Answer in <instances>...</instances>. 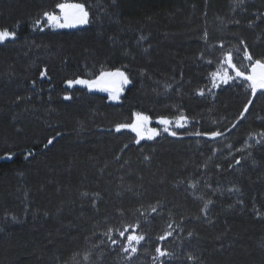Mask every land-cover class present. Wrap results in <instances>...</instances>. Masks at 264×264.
<instances>
[{
	"label": "trees",
	"instance_id": "trees-1",
	"mask_svg": "<svg viewBox=\"0 0 264 264\" xmlns=\"http://www.w3.org/2000/svg\"><path fill=\"white\" fill-rule=\"evenodd\" d=\"M236 1L0 0V30L16 32L0 45V264H154L158 246L174 254L163 264H264V143L243 148L264 133V95L242 78L209 89L230 52L214 53L221 28L244 41L245 71V45L264 55V0ZM59 3H84L89 22H49ZM117 70L130 83L114 103L67 83ZM136 113L159 134L115 130ZM180 115L185 127L158 122ZM222 138L231 154L214 151ZM137 224L147 238L129 262L131 228L117 230Z\"/></svg>",
	"mask_w": 264,
	"mask_h": 264
},
{
	"label": "snow or ice",
	"instance_id": "snow-or-ice-1",
	"mask_svg": "<svg viewBox=\"0 0 264 264\" xmlns=\"http://www.w3.org/2000/svg\"><path fill=\"white\" fill-rule=\"evenodd\" d=\"M240 4L244 3V0H238ZM57 8L60 9V12L62 13V17L56 15L55 13L45 12L43 15L47 18L49 22H53L58 24L59 27H75L77 25H83L87 24L89 22V10L85 7L84 3H59L56 5ZM264 18V14L261 16H258L257 19ZM63 19V23H60V20ZM39 23V21H37ZM236 23H239L236 21ZM16 38V32L11 30H0V43L5 42L9 39H15ZM241 44H244V41H241ZM244 59L249 62L248 65V71H244L241 69V67H237V65L233 62V55L231 52H228L225 55L224 63L227 65V68L224 69L223 73H214V82L213 87H220L221 84L227 85L229 84L230 80H233L234 78L228 74V68H230L234 73L235 77L242 78L243 80L249 82L248 87L251 89V96L255 98L257 96V93L259 92L260 95H264V57L256 58L247 48V46H244ZM211 63V61H209ZM47 74V70L45 69L43 72H41V78H44ZM106 76H113V77H120L122 84H128L130 83L128 76L122 72L117 70L116 72L112 73H101L100 77L96 81H88L83 79H77L75 81H68L67 83L69 86L72 84H80L85 85L91 88L94 84L99 85L101 81L104 80ZM216 79H219L220 83L217 84L215 82ZM33 84H35V81H33ZM204 91L200 90L198 92V95L204 96ZM115 98V97H113ZM64 99H71L69 96H65ZM253 106V99L247 100L246 104L243 107V111L240 114V118L243 119L245 114L249 112V108ZM136 119L135 122L132 124H118L116 125V131L120 132L122 129L130 128L133 132L137 134L138 139L136 140V143H140L141 139L145 138V133H147V139H153L156 135L159 133L155 129H147L146 125L149 121V117L147 115H143L141 113L135 114ZM160 124L164 125V131L168 132L169 128L168 126L175 123L177 127H185L186 123L188 122V117L184 115H180L177 117L176 121L173 122L172 120L161 118L158 121ZM236 125H233V128ZM195 135H207L210 139H216L223 135L220 131H213L211 133H200L196 132ZM57 135H60V133H57ZM170 135L175 136V132H171ZM261 136H264V133L260 134ZM55 137H52L48 139L47 143L45 144V148H47L49 145H52L54 143ZM259 143V141H258ZM127 147V146H125ZM8 158H11L10 156ZM147 159V157L145 158ZM236 164H240L241 161L239 159L235 160ZM229 167H232L231 164H229ZM191 187H195V184L191 185ZM236 191H240L239 189H235ZM229 191H232V189H229ZM212 201L208 200L204 208L207 209L208 205L211 204ZM238 203H243L242 201H238ZM157 209L155 207L152 208V211L155 212ZM15 219V218H13ZM171 227V225H169ZM129 228H131V234L127 235L126 237V244L121 247V251L124 253H127L126 259L131 262L133 257L138 252V246L141 244V242L145 241L147 238V231H142L139 234H137V229L140 228V225L137 224L135 226L129 225L128 227L124 228L123 230H117L118 235L120 237H125V233L129 231ZM109 231H112L111 229ZM108 235V233H106ZM172 233L166 232L164 235H161L157 237L158 240H166L169 236H171ZM192 233H189V236H191ZM109 239H111V243L113 245H116L119 243V241L111 236H109ZM155 253L157 254L153 260L154 264L156 261H160V264H163V261L160 260L162 257H171L174 254L167 251L166 249H162L161 247H155ZM188 259H193L192 256H189Z\"/></svg>",
	"mask_w": 264,
	"mask_h": 264
},
{
	"label": "rangeland",
	"instance_id": "rangeland-1",
	"mask_svg": "<svg viewBox=\"0 0 264 264\" xmlns=\"http://www.w3.org/2000/svg\"><path fill=\"white\" fill-rule=\"evenodd\" d=\"M251 1L252 0H244V3L240 4L237 0L236 2H234L236 4H233V3L232 4L235 5L236 7L241 6L242 8H244V7H246L247 2H251ZM59 11H60V9H59ZM59 16L62 17L61 12L59 13ZM60 21H63V19H61ZM77 26H81V25H77ZM213 40L215 41L214 45L217 48V51H214V53L218 52V50H219L221 52L219 54L222 55L223 52L234 51V53L232 54L233 55V62L237 65V67H241V69L245 71L244 63L242 62V57L240 56V54H238V51H237V50H239V48L241 47L242 44H241V42H239V43L234 42L231 39V36L229 35V30L221 28L220 30H218L217 35L215 36V38ZM11 41H13V39L6 40L5 42L0 43V45H5ZM235 41H236V39H235ZM235 43H238V45H236ZM257 55H259V56H256V55H254V56L256 58L264 57V55H262V54H257ZM225 68H227V65L223 61V63L220 65L219 68H216L213 72L209 73V77H210L209 89H210V91L216 92L217 90L222 89V88L230 85L231 83H233V80H230L229 84H227V85L221 84L220 87H213V82H214L213 74L214 73L222 74ZM227 70H228V74L230 76H232L234 79L238 78V77H235V73L230 68H228ZM98 78L95 80H92V81H96V80H98ZM215 82L217 84L220 83L219 79H216ZM125 85L126 84L121 83L120 77L106 76L104 78V80L99 83V85L94 84L91 88H89L88 86H85V85H82V86L87 87V89L90 91H93L96 93L106 94L109 97V99L111 100V102L114 103V102H117V100H118L119 96L121 95L122 90L125 87ZM113 97H115V98H113ZM146 127L148 129V124L146 125ZM260 134L261 133L250 134L247 137V139L243 145V148L246 149V148H249L251 146L260 145L261 143H264V136H261ZM258 141H259V143H258ZM211 144H212V146H214V151H216V152L223 151V152H227L228 154H231L232 146L230 144H227L225 142L224 138L220 139L218 142H212ZM217 145H218V148H217Z\"/></svg>",
	"mask_w": 264,
	"mask_h": 264
}]
</instances>
